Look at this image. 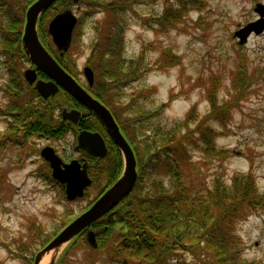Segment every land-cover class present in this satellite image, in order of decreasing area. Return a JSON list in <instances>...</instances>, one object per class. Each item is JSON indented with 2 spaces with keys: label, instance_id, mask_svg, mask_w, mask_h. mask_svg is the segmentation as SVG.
Instances as JSON below:
<instances>
[{
  "label": "rangeland",
  "instance_id": "374dc122",
  "mask_svg": "<svg viewBox=\"0 0 264 264\" xmlns=\"http://www.w3.org/2000/svg\"><path fill=\"white\" fill-rule=\"evenodd\" d=\"M166 2L128 0V6L118 18V0H78L71 7L77 16L71 47L61 56L69 62L71 75L86 88L89 86L83 68L93 67L97 88L103 90V97L108 98L112 109L118 111L129 128H134L132 120L137 111H153L169 98L172 99L167 108L150 122L173 126L189 114L197 118L194 123L188 121L189 128L195 130L212 112L227 114L226 122L209 117L208 125L204 126L214 131L209 135L210 141L225 151L216 157L210 155L211 163L201 167L203 175L207 176L206 182L211 186V179L218 177L228 186L233 176L240 178L248 174L253 177L256 190L264 194V32L248 34L243 42L235 35L260 17L255 7L258 3L264 5V0H201V9L184 12L181 21H174L172 26L167 25L170 23L167 20L162 19L161 23L154 20L162 16ZM115 22L123 26L119 33H116L119 27L114 26ZM148 24H155L158 30L148 28ZM114 33L117 44L112 48L119 64L125 66L123 74L126 77L113 79L107 74L108 55L101 53L111 49L107 37ZM48 44L54 56L55 52L59 53L51 38ZM174 55L175 62L157 64L164 56L172 59ZM20 58L6 64L3 63L5 58L0 56L1 111L14 108L15 111L26 110L27 114L41 112V116L48 111L50 102L55 107L59 100L61 104L66 102L69 97L61 92L55 99L36 97L32 93L26 97V102L13 103V84L7 87L14 76L9 71L10 67L13 70V63L17 65L15 75L19 74L22 79V93L28 88L23 71L30 65L27 59ZM129 65L135 67L133 74L127 71ZM138 68L143 73L141 77L120 85L124 78H134L132 75L139 71ZM54 114H59V108ZM13 117L16 116L0 113V136L14 137L0 147V263L29 264L28 259L34 252L45 246L98 196L112 170H108L111 167L106 161L102 162L103 172L90 169L88 176L92 182L86 187L84 196L66 199L64 187L52 178L50 166L40 156V151L51 146L63 161L79 158L82 155L74 149L75 134L70 131L55 139L50 133L25 136L27 131L23 125H28L27 122L17 120L15 125ZM48 122L49 127L55 125L50 118ZM197 136L198 133H194V137ZM17 140L22 142L15 144ZM193 153L194 161L200 162L202 153ZM98 164L100 161L93 166L98 168ZM235 233L242 240V257L264 264V208L238 221ZM16 242L26 247L18 249ZM82 243L78 241V247L65 257L67 263L64 264H108L105 259L110 255L106 251L94 252V263L88 256V249L93 247L87 241L84 247ZM50 256H44L46 264ZM186 257L191 259L190 255ZM111 264L118 263L112 260Z\"/></svg>",
  "mask_w": 264,
  "mask_h": 264
},
{
  "label": "trees",
  "instance_id": "16d2710c",
  "mask_svg": "<svg viewBox=\"0 0 264 264\" xmlns=\"http://www.w3.org/2000/svg\"><path fill=\"white\" fill-rule=\"evenodd\" d=\"M33 1L0 0V56L2 55L5 58L3 63L7 64L9 60L14 62L19 57H21L20 59H26L21 48L20 37L23 30L25 10ZM165 1L167 2L162 9V16L156 17L154 20L159 23L167 20L170 22L167 23L169 26H172L174 21H181L184 12L201 9L202 6L201 0ZM118 2L120 4L119 18L122 11L128 6V0H118ZM72 5L70 0H57L39 15V37L48 50L51 49L48 44L50 38L46 32V25L54 14L72 7ZM84 5L86 6V4ZM115 25L119 27L116 31V33H119L123 26L120 27L119 22H115ZM154 25L148 24L147 26L158 30V27ZM112 39L114 40L112 41ZM44 40H46V43H44ZM107 41L112 45L111 49L101 53L108 55L109 72L107 74L113 79L120 76L126 77V74H123L125 66L119 64L114 48H112L117 44L115 33L114 36H108ZM55 54L60 65L71 75L68 68L70 67L69 62L64 60L63 56H59V53L55 52ZM175 59L176 55L172 59L164 56L160 61H157V64L164 65L163 63H167V61L175 62ZM16 69L17 65L14 63L13 70H11V67L9 69L14 74L7 86L9 88L13 84L11 86L14 93L12 94V102L22 104L26 102V97L32 95V93L34 96L42 98L29 84L26 93H22L20 89L22 79H20L19 74L15 75ZM91 69L93 70V67ZM134 69L135 67L131 68V65L127 67V71L131 74H133ZM138 70L137 73L132 75L134 78L131 76H129V80L124 78L125 81L121 82L120 85L141 77L143 73L139 68ZM88 88L92 96H96L104 106H109V110L118 126H120L123 136L132 146L134 156H136L138 176L134 188L128 196L129 199L132 198V202L127 204L128 198L126 197L125 200L112 208L113 213L110 217L105 214L90 225L95 231L98 243L96 249H88L90 251L88 256L92 258V261H94V252L104 250L110 255L105 259L108 264H111L112 260H115L118 264H258L242 257V240L236 235L235 229L238 221L244 220L250 213H255V211L264 208V194L256 190L255 181L248 174L247 176H240L241 179L239 176H233L231 184L228 186L224 182L221 183L218 177H213L209 182L211 186H208L207 176L203 175L201 169V167H207L211 163L209 160L210 155L216 157L225 152L210 141L209 135L214 131L204 126L208 125L207 120L209 117L224 121L227 114L222 115L221 111L219 114L218 111H214L206 119L200 121L195 130L189 128L188 121L194 123L197 118H193L189 114L182 122L173 126L163 127V124L159 121L150 122L153 118L160 116L167 108L169 101L172 99L169 98L153 111H137L132 120V125H134L132 129L124 124L118 111L112 109L108 98L103 97V90L97 88L95 78L92 86ZM61 92L69 97L64 90L60 91L59 94ZM54 97L50 98L55 99ZM68 100L71 101V98L69 97L65 101L68 102ZM72 100L74 101V99ZM74 103H77V106H80L83 111L82 127L91 131H99L105 138L106 147H108L107 154L104 157H93L88 160V156L85 155L88 158V174L92 168L103 172L105 170L103 161L108 162L111 167L108 169L112 170L108 173L107 178L109 180L104 187L100 188V194L118 178L123 168L122 157L118 147L114 146L105 134L104 128L97 117H94L86 107H83L77 101H74ZM47 109L48 111L42 112L45 115L41 116V112L32 111L31 114H27L29 112L26 110L15 111L14 108L11 109L12 111L10 109L2 111L5 114H12L17 117H13L12 120L15 125L17 120L27 122L28 125H23L27 131V134L24 132L25 136L31 134L43 136L50 133L52 138L55 139V136L59 138L67 135L70 132L71 125L67 121L63 122L60 114L57 116L54 114L58 109V104L55 107V104L50 102ZM2 111L0 110V113H3ZM49 118L56 128L51 125L54 127L51 129L52 127L47 125ZM226 121L227 119L224 122ZM195 131L198 133L197 138L194 137ZM9 135L13 136L14 134ZM8 139H14V137L0 136V147L4 146L5 141ZM17 142L22 141H14L15 144ZM194 151L202 153L203 157L200 162L194 161ZM98 161H100V164H98V168H95L93 165H96ZM197 164L200 166L198 167ZM164 179H166V182ZM231 189H234L233 193L230 192ZM85 232V229L81 230L80 234L67 244L60 253L56 264L67 263L65 257L75 247H78L79 240L84 242L82 243L84 247L86 244ZM15 245L18 249L26 247L19 242H16ZM34 254L28 259L29 264L33 262ZM187 255L191 256L190 260H187Z\"/></svg>",
  "mask_w": 264,
  "mask_h": 264
},
{
  "label": "water",
  "instance_id": "95a60500",
  "mask_svg": "<svg viewBox=\"0 0 264 264\" xmlns=\"http://www.w3.org/2000/svg\"><path fill=\"white\" fill-rule=\"evenodd\" d=\"M56 1L34 0L25 10L23 32L20 37L21 48L35 68L25 69L23 72L24 79L29 84L35 82L33 89L37 90L44 98L54 96L58 90L64 89L78 103L86 107L94 117H97L113 145L118 147L123 160V168L118 178L109 185L108 189L103 191L85 211L73 218L45 246L35 253L32 264H39L47 254H51L47 264H56L60 253L82 229L88 227L106 213L110 217L113 213L112 208L130 194L138 178L136 156H134L132 147L123 136L108 107L104 106L96 97L91 96L74 76H71L63 66H60L59 62L52 57L39 39L37 31L39 15ZM70 2L75 4L78 0H70ZM255 10L260 17L255 22L249 23L235 32V35L240 38V42L245 41L250 32L256 33L264 30V5L258 3ZM76 22L77 16L71 8L58 11L49 20L47 32L51 36L60 56L71 47L72 32ZM36 69L49 77L48 81L36 80ZM83 75L86 77L87 84L91 86L93 82L91 68L85 66ZM60 113L61 118L68 119L73 124L79 121L82 114L79 109L75 107L69 109L66 105L61 107ZM76 138L75 148H81L89 155L96 157H104L107 154L108 147H106L104 138L98 131L79 130ZM40 155L48 162L52 177L63 184L64 190H66V199L74 200L84 195L85 188L92 182L87 173V161L81 163L79 159H72L65 163L50 146L42 148ZM130 202L131 199L127 201V204H130ZM85 240L90 247L95 248L97 246L95 232L92 229L87 230Z\"/></svg>",
  "mask_w": 264,
  "mask_h": 264
},
{
  "label": "flooded vegetation",
  "instance_id": "af4514ba",
  "mask_svg": "<svg viewBox=\"0 0 264 264\" xmlns=\"http://www.w3.org/2000/svg\"><path fill=\"white\" fill-rule=\"evenodd\" d=\"M262 32H264V30H262ZM251 33H253V31L252 32H250V34ZM50 54L52 55V57H55L56 58V60H58L57 59V57L56 56H54L51 52H50ZM26 59H27V61H28V63H29V65H30V67H27V68H35L33 65H32V63L29 61V59L26 57ZM27 68H25V69H27ZM24 69V70H25ZM36 74H37V77H36V80L37 79H40V80H43V81H48V79H49V77H47L46 75H44V73L41 71L40 72V70L39 69H36ZM35 83V82H34ZM34 83L33 84H31V86L33 87L34 86ZM60 91H61V89L60 90H58L57 91V93L54 95V96H56V95H59V93H60ZM53 96V97H54ZM51 97V96H50ZM69 97L71 98V101L70 100H68V102H66V103H63V105L62 104H60V100H59V102H58V107L59 108H61V107H63L64 105H66L67 106V108H69V109H71V108H77V109H79L80 111H81V118H82V116H83V111H82V109H81V107L80 106H77L78 104L77 103H74V101H76L75 99H74V97H71L70 95H69ZM48 98V97H47ZM72 99H74V101L72 100ZM73 101V102H72ZM79 119V121L76 123V124H73L71 121H69L68 119H63V118H61L62 119V121L64 122V121H67L71 126H70V131H72V133L74 134L75 133V137H76V135L79 133V130H85V129H87V128H85L84 129V127H82V123H81V120L82 119ZM103 137V136H102ZM104 140H105V138H104ZM105 143H106V141H105ZM76 144H77V139H75V145H74V149H75V151H78L79 153H80V155H82V156H80L79 158H77V159H79L80 160V162L82 163L83 161H88V160H91V158H93L91 155H89L85 150H83V149H77V148H75L76 147ZM85 155H87L88 156V158L87 157H85ZM90 156V157H89ZM88 159V160H87ZM66 162V161H65Z\"/></svg>",
  "mask_w": 264,
  "mask_h": 264
},
{
  "label": "bare ground",
  "instance_id": "6f19581e",
  "mask_svg": "<svg viewBox=\"0 0 264 264\" xmlns=\"http://www.w3.org/2000/svg\"><path fill=\"white\" fill-rule=\"evenodd\" d=\"M39 264H46L45 258H43Z\"/></svg>",
  "mask_w": 264,
  "mask_h": 264
}]
</instances>
